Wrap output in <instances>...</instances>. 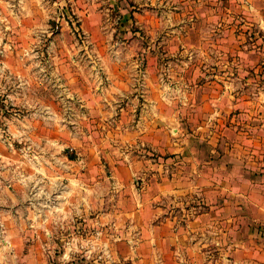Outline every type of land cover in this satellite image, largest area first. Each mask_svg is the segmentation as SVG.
I'll return each mask as SVG.
<instances>
[{
  "label": "rangeland",
  "instance_id": "374dc122",
  "mask_svg": "<svg viewBox=\"0 0 264 264\" xmlns=\"http://www.w3.org/2000/svg\"><path fill=\"white\" fill-rule=\"evenodd\" d=\"M234 187L264 192V0H0V264H197Z\"/></svg>",
  "mask_w": 264,
  "mask_h": 264
},
{
  "label": "crops",
  "instance_id": "0c3cea01",
  "mask_svg": "<svg viewBox=\"0 0 264 264\" xmlns=\"http://www.w3.org/2000/svg\"><path fill=\"white\" fill-rule=\"evenodd\" d=\"M230 137H232L230 135ZM247 138V136H246ZM247 143V140L245 141ZM230 144H233L230 149H234L235 142L230 141ZM245 155L248 156L249 162H251L252 154L251 150L247 149L245 146ZM231 159H236L235 156H232ZM235 183L237 182L236 180ZM218 184V183H215ZM244 185H252V179L246 178ZM252 190V189H251ZM232 195L226 196L229 201H231V209L228 210L227 217L230 218L229 226L227 231L224 233H229V237L225 239L227 244L222 241V229L219 223L216 221L213 222L211 228L205 225L206 217L218 218L222 217L225 210L217 207L215 200H213V205L211 209H207L202 213H198L194 224L197 234V241L193 242L191 248L197 250V264H264V192L254 193L249 192L245 188L244 192H237V188H233ZM219 192V190H217ZM241 193L243 196H238L237 194ZM218 197V196H217ZM224 201L227 203V201ZM181 232L184 230H190L191 228L182 227ZM209 231L211 233L212 239L205 242L204 235L202 234ZM222 230V231H221ZM187 236L186 234H184ZM221 244V247L219 244ZM212 244L211 248H223V256L226 258L223 259V262L220 259H209L203 260V256L199 252H204L206 250L205 245ZM191 248H188V252L191 253Z\"/></svg>",
  "mask_w": 264,
  "mask_h": 264
}]
</instances>
